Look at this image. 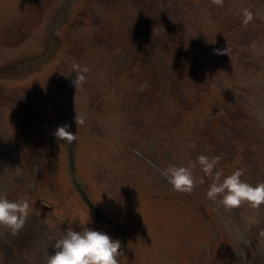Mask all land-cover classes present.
Instances as JSON below:
<instances>
[{
    "label": "rangeland",
    "instance_id": "obj_1",
    "mask_svg": "<svg viewBox=\"0 0 264 264\" xmlns=\"http://www.w3.org/2000/svg\"><path fill=\"white\" fill-rule=\"evenodd\" d=\"M200 155L264 182V0H0V196L35 210L0 226V264H46L83 224L119 264H264V204L209 200Z\"/></svg>",
    "mask_w": 264,
    "mask_h": 264
},
{
    "label": "clouds",
    "instance_id": "obj_2",
    "mask_svg": "<svg viewBox=\"0 0 264 264\" xmlns=\"http://www.w3.org/2000/svg\"><path fill=\"white\" fill-rule=\"evenodd\" d=\"M211 3L222 7L224 0H211ZM241 16L245 26L254 19V13L249 8H243ZM216 54H226V51L217 50ZM74 69L78 73L73 81L76 87L86 81L84 73L89 69L79 65H75ZM75 120L77 126L84 124V119L77 115ZM53 135L57 141L72 143L77 140L76 132L69 131L68 125L58 126ZM197 159L204 174L212 181L206 193L209 200L219 199L220 204L227 210L239 208L244 203L252 208L264 204V182L252 185L242 180V169H236L227 176L214 171L220 159L218 156L210 159L200 155ZM163 175L174 191L190 194L196 186V179L189 167L170 165L163 171ZM200 182L203 183V180ZM34 211L27 198L10 201L6 196H0V226L9 229L13 235L23 229L29 215ZM84 225H81V231H75L69 226L67 231L55 240L51 245L55 253L47 255L46 264H119L117 257L121 249L120 241Z\"/></svg>",
    "mask_w": 264,
    "mask_h": 264
}]
</instances>
